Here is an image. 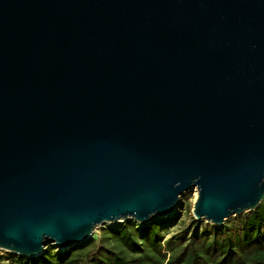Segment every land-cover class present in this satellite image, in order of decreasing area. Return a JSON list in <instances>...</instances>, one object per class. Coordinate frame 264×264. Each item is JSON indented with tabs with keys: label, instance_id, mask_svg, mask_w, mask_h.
<instances>
[{
	"label": "water",
	"instance_id": "95a60500",
	"mask_svg": "<svg viewBox=\"0 0 264 264\" xmlns=\"http://www.w3.org/2000/svg\"><path fill=\"white\" fill-rule=\"evenodd\" d=\"M264 201V0H0V250Z\"/></svg>",
	"mask_w": 264,
	"mask_h": 264
},
{
	"label": "trees",
	"instance_id": "16d2710c",
	"mask_svg": "<svg viewBox=\"0 0 264 264\" xmlns=\"http://www.w3.org/2000/svg\"><path fill=\"white\" fill-rule=\"evenodd\" d=\"M168 221L155 219L143 226L130 222L110 233L132 255L156 252L166 264H264V201L233 224L217 228L192 221V229L161 243L158 233ZM17 258L18 264H140L138 257L127 258L96 242L63 251L49 249L34 259Z\"/></svg>",
	"mask_w": 264,
	"mask_h": 264
},
{
	"label": "rangeland",
	"instance_id": "374dc122",
	"mask_svg": "<svg viewBox=\"0 0 264 264\" xmlns=\"http://www.w3.org/2000/svg\"><path fill=\"white\" fill-rule=\"evenodd\" d=\"M196 198H197L196 189L188 190L180 196L179 202L176 208L174 209V212L170 216L164 217L167 219L169 218V221L160 227V232L158 233L159 242L163 243L172 237L179 236V234L185 230L188 231L192 229V224H191L192 221L197 222L199 225L203 223V225H209V226L211 225L213 227H217L210 223H207L204 220L197 221L194 219L192 210H193V205H194ZM241 216H232L226 219L224 224H233L235 223L236 219L240 218ZM157 219H163V218H157ZM130 222H135V221L128 219V220H125L123 222H119L116 224H105L103 226H99L94 230L91 239L85 241L83 244H80V245L88 247V245L91 244L92 242L93 243L96 242L99 244L106 243V246L108 248L112 247L115 250L122 252L123 255L126 256L127 258H132V257L137 258L138 257V261L140 264H166V262L164 260L162 261V259L156 254V252L150 253L151 256L132 255L123 246H121L119 242H117L111 236L110 230H117L121 226L127 223H130ZM135 224L141 226L137 222H135ZM222 227H217V228H222ZM201 228L203 229V226H201ZM76 246L78 245H73L68 249H72L73 247H76ZM49 249H56V248L52 246L51 244H46L45 251ZM56 251H60V250L56 249ZM0 262L2 264H18L19 263L17 255L11 254L3 250H0Z\"/></svg>",
	"mask_w": 264,
	"mask_h": 264
}]
</instances>
